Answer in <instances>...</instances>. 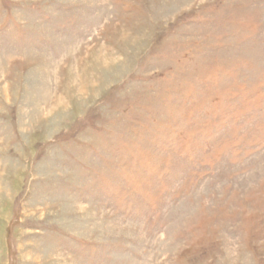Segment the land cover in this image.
Here are the masks:
<instances>
[{"label":"rangeland","instance_id":"obj_1","mask_svg":"<svg viewBox=\"0 0 264 264\" xmlns=\"http://www.w3.org/2000/svg\"><path fill=\"white\" fill-rule=\"evenodd\" d=\"M0 264H264V0H0Z\"/></svg>","mask_w":264,"mask_h":264}]
</instances>
